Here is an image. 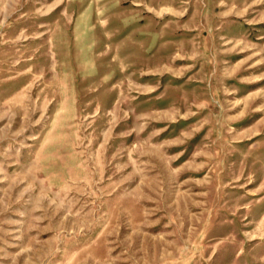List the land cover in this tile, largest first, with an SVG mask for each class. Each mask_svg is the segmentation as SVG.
<instances>
[{
	"label": "rangeland",
	"instance_id": "374dc122",
	"mask_svg": "<svg viewBox=\"0 0 264 264\" xmlns=\"http://www.w3.org/2000/svg\"><path fill=\"white\" fill-rule=\"evenodd\" d=\"M0 264H264V0H0Z\"/></svg>",
	"mask_w": 264,
	"mask_h": 264
}]
</instances>
